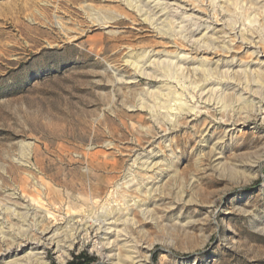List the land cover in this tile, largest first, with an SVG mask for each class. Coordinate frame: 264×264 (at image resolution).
<instances>
[{
    "label": "rangeland",
    "instance_id": "obj_1",
    "mask_svg": "<svg viewBox=\"0 0 264 264\" xmlns=\"http://www.w3.org/2000/svg\"><path fill=\"white\" fill-rule=\"evenodd\" d=\"M123 1L0 0V247L19 243L18 231L52 224L9 210L23 186L72 235L70 248L47 249L30 264H65L81 252L94 256L93 264L117 263L126 254L121 243L114 258H105L99 243L115 235L97 226L126 218L111 229L131 239L141 264H264V108L257 116L244 108L233 114L230 104L222 118L190 101V74L171 70L151 79L126 63L178 52L190 56V67L223 58L203 52L201 42L188 43L196 26L174 27L177 6L191 16V7L213 15L223 6L231 23L256 28L264 42L261 9L248 10L243 0H160L175 4L166 10L162 36L145 11ZM197 32L195 39L204 30ZM229 41L238 60L258 63ZM166 87L201 113L181 116L174 101L153 111L142 104L147 90ZM235 115L238 122L227 121ZM139 158L155 170L131 168ZM32 252L26 246L0 264Z\"/></svg>",
    "mask_w": 264,
    "mask_h": 264
},
{
    "label": "bare ground",
    "instance_id": "obj_2",
    "mask_svg": "<svg viewBox=\"0 0 264 264\" xmlns=\"http://www.w3.org/2000/svg\"><path fill=\"white\" fill-rule=\"evenodd\" d=\"M128 1V6L134 9L135 11L139 12L140 14H143L145 11L144 14L146 16L144 17V20L152 24L157 34H162V36L167 35L164 32L165 30H162L166 27V25H168L167 18L170 17L169 15L167 17L166 10L169 9V5L174 6L175 4L165 3L160 0H147V2L144 3L146 5H141L140 3H138V1L135 0ZM231 1L232 0H224L223 2L228 3ZM243 2H245V6H247L248 10L255 11L260 8L261 11L259 12V14L261 13V15L264 16V0H243ZM241 4L243 3L241 2ZM215 7L217 8V5H215L213 8ZM177 8L180 10H175V14H180V16L178 17L179 21L176 22L174 27L179 28L178 30L181 31L180 28L182 27L181 24L183 22H190L193 26H196L195 29L190 31L193 32V35L190 36V38L188 36V43L190 42L195 44L201 42L203 52L213 55H217L218 53L219 55L217 56H220L222 54L223 58L211 62L210 64L201 62L197 65H193L192 67H190V56L187 53L178 52L173 58L151 56L144 63L141 62V60H134L130 62L127 61L126 63L129 64V66L132 68V71H134L135 74L151 79H157L159 77L158 73H161L163 74V77H166L168 75V72H170L171 70L178 74H190L192 78L191 83L193 87L192 92L190 94V101H193L195 103L197 102V104H203L202 108L205 112H209L211 110H218L217 112L219 114L221 113V117L224 118V108L231 104L233 105V114L237 109L240 110L244 108L246 111H248V113L253 116L259 115L262 111V108H264V42L261 38H259L258 30L256 28H240L241 25L237 26L235 23H231L232 21H230L231 19L227 18V15L224 11L225 7L223 6H221L220 12H218V9L214 11V14H216V12L218 13L217 15L219 17L217 16V20H215L216 18L214 14L210 15L208 13H202L197 8L191 7L190 9H188V11L196 13V15L194 16L185 15L187 9H184L180 6H177ZM198 14H202V16H197ZM217 26H220V28L216 29ZM199 28H202V30H204V33L201 34L200 37L195 39L193 36L194 34L200 33L197 32ZM180 34L182 33L180 32ZM230 39L235 40V42L238 43L239 46L243 48V50L246 49V52L250 51V54L253 55L254 58H259L260 60L258 61V63L254 64L251 62L250 64H244L242 63V61L238 60L235 55V45L232 44V41H229ZM253 65L255 66L253 67ZM151 69L152 72H148V70ZM119 80L120 79H117V83L119 82ZM169 89L170 88L166 87L164 89L160 88L156 91L147 90L145 94L147 98H149V101L143 102L142 104L148 105V107H150V110L152 109L153 111L156 110V108L165 109L168 107L167 104H169V102L174 101V105L176 107L173 108L176 109L175 111H177V113L181 116L182 114L187 115L192 113L196 115L198 113H201L200 107L198 105H187L188 102L184 100L185 98L182 99V95H174ZM142 101H144V99ZM234 108H236V110H234ZM227 121H230L232 122V124H235V121L238 122V119L237 116L235 119L229 117L227 118ZM131 165V168L142 173H151L156 168V164H151V162L141 160L140 158L135 159L133 164ZM131 181L133 180L131 179ZM140 189L141 188L136 189L137 191H135V193L140 194L142 191ZM19 190V196L11 197L13 209L9 210L13 212L14 216H21L26 218L28 216H26V214L29 213L30 215H33V218H35V220H39V223L42 219L48 218L52 220V224L44 227H39V224L37 223V227L35 226L34 228H31V230L25 228L26 230L20 232L18 231L19 238L17 239L20 240L19 243H17L16 245L7 246L4 241V238H2V241H4V246L0 247V258H2L3 260L10 256H16L18 252L22 251L23 248L26 246H29L31 251H35L28 255V259H15L8 261L5 264H30V262H32L33 260H39L41 255L46 254L47 249L53 250V254H57L58 252H60V250L64 248H70L72 244V235L67 233L61 227L57 226V224L59 223H56V221L54 220L56 216L52 212H50V210L44 208L42 203H40L39 201L31 200L30 195L27 193L25 187L22 186ZM40 190L43 192H48L49 187L43 183H40ZM130 190L128 192H133V190ZM130 193L128 195L129 197H131ZM88 200L92 201V203L95 202H93V199L87 198L86 201ZM135 205L138 204L134 203L131 206L129 205L130 209H128V211L133 210V206ZM129 206H125V210H127ZM112 221L113 220H111V222L108 221L107 223H103L102 226L100 225V223L99 225L97 224L98 226L96 225L97 231L101 230L105 233L108 231L109 234H112L113 236L115 235V240H113L112 242H108L111 237L110 236L105 243H99L101 249L104 251V254L102 253L104 257L107 259L114 258V254L111 253L114 252V248H116L118 242H120V249H122V251L125 252L127 255H122V257L117 255L118 258L120 257L118 260L120 261L119 264H123L126 262L130 264H141L140 260H136L137 257L135 256L137 255H133L135 253V251H133V249H135V244L132 243L131 239L128 236L124 235L122 231L115 230L116 225H121L123 222H127L128 219L126 218L120 223L117 222V219L113 222ZM105 225H109L111 227L105 228ZM112 227H115V229L113 228L114 230H112ZM123 236L125 238L120 239ZM67 244H69V246H67ZM118 261L117 263H113V261H110V264H118Z\"/></svg>",
    "mask_w": 264,
    "mask_h": 264
},
{
    "label": "trees",
    "instance_id": "obj_3",
    "mask_svg": "<svg viewBox=\"0 0 264 264\" xmlns=\"http://www.w3.org/2000/svg\"><path fill=\"white\" fill-rule=\"evenodd\" d=\"M96 261L94 256L88 255L86 252H81L79 254H72L71 259L65 264H93ZM55 264V263H51Z\"/></svg>",
    "mask_w": 264,
    "mask_h": 264
}]
</instances>
